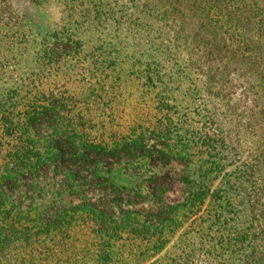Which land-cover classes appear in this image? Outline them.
I'll list each match as a JSON object with an SVG mask.
<instances>
[{"label": "rangeland", "instance_id": "obj_1", "mask_svg": "<svg viewBox=\"0 0 264 264\" xmlns=\"http://www.w3.org/2000/svg\"><path fill=\"white\" fill-rule=\"evenodd\" d=\"M7 1L0 264H233L264 223V92L206 86L197 39L144 37L132 0Z\"/></svg>", "mask_w": 264, "mask_h": 264}, {"label": "trees", "instance_id": "obj_2", "mask_svg": "<svg viewBox=\"0 0 264 264\" xmlns=\"http://www.w3.org/2000/svg\"><path fill=\"white\" fill-rule=\"evenodd\" d=\"M0 1V5L8 11L11 7L9 1ZM31 1L40 4L46 0ZM77 1L71 3L76 4ZM91 3L95 10L105 5L93 1ZM132 3V24L144 37L155 33L153 37L157 39L167 41L171 39L169 36L172 37L171 41L178 42L185 40V33H188L197 39L205 53V62L201 65L202 69L207 68L204 84L208 87L215 85L221 91L219 95L230 90L227 87L236 80H243L244 85L255 89V97L259 96V92H264V0H132ZM97 12L84 11L89 16L103 17L105 21L114 15L112 10ZM92 18L96 19V16ZM259 100L264 103V98L260 97ZM259 198L261 204L264 188ZM99 217L103 223L109 222L101 213ZM260 218L264 221V210ZM258 225L261 229L259 231L257 224H252L241 234L237 230L238 234L231 247V255L235 259L233 264H264V252L259 246L264 240V223L258 221ZM144 227L147 235L151 226L148 228L144 224Z\"/></svg>", "mask_w": 264, "mask_h": 264}]
</instances>
